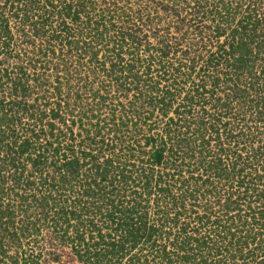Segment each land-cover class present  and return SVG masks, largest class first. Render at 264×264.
Masks as SVG:
<instances>
[{
  "label": "trees",
  "instance_id": "1",
  "mask_svg": "<svg viewBox=\"0 0 264 264\" xmlns=\"http://www.w3.org/2000/svg\"><path fill=\"white\" fill-rule=\"evenodd\" d=\"M0 264H264V0H0Z\"/></svg>",
  "mask_w": 264,
  "mask_h": 264
},
{
  "label": "rangeland",
  "instance_id": "2",
  "mask_svg": "<svg viewBox=\"0 0 264 264\" xmlns=\"http://www.w3.org/2000/svg\"><path fill=\"white\" fill-rule=\"evenodd\" d=\"M45 232V231H44Z\"/></svg>",
  "mask_w": 264,
  "mask_h": 264
}]
</instances>
